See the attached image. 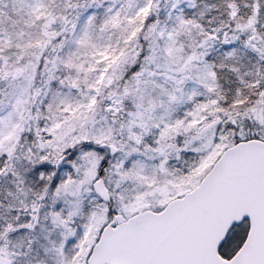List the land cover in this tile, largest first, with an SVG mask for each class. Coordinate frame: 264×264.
Here are the masks:
<instances>
[{
	"label": "snow or ice",
	"instance_id": "obj_1",
	"mask_svg": "<svg viewBox=\"0 0 264 264\" xmlns=\"http://www.w3.org/2000/svg\"><path fill=\"white\" fill-rule=\"evenodd\" d=\"M0 264H264V0H0Z\"/></svg>",
	"mask_w": 264,
	"mask_h": 264
}]
</instances>
